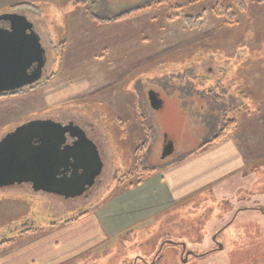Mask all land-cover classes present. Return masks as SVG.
Masks as SVG:
<instances>
[{"label": "rangeland", "instance_id": "obj_1", "mask_svg": "<svg viewBox=\"0 0 264 264\" xmlns=\"http://www.w3.org/2000/svg\"><path fill=\"white\" fill-rule=\"evenodd\" d=\"M156 1L94 0L93 13L109 22L87 19L76 0H17L1 9L28 4L13 13L33 24L46 64L39 86L2 99L0 132L33 117L74 122L94 143L102 170L95 185L75 197L25 183L0 187V241L19 245L81 214L102 207L107 212L127 183L137 181L138 175L128 174L135 172L134 152L145 140L142 117L154 129L141 152L144 167L153 170L194 153L234 120L237 129L228 135L251 158L244 173L56 264H134L139 257L152 264L164 242L161 264H264V1L251 0L245 12L234 0ZM170 7L177 8L172 20ZM122 14L128 16L117 20ZM198 15L205 26L192 30L184 17ZM48 87L57 92L52 105L59 110L42 103ZM150 93L162 100L160 109L149 107ZM169 143L172 153L164 156ZM173 243L198 257L184 263Z\"/></svg>", "mask_w": 264, "mask_h": 264}, {"label": "crops", "instance_id": "obj_2", "mask_svg": "<svg viewBox=\"0 0 264 264\" xmlns=\"http://www.w3.org/2000/svg\"><path fill=\"white\" fill-rule=\"evenodd\" d=\"M13 1L17 0L0 1V11L17 3ZM77 8L87 18L83 9L78 6ZM23 91L17 94L20 95ZM56 93L48 87L42 95V103L44 102L48 109L57 106L52 105V101L57 96ZM4 97H0V102L6 99ZM55 109L60 108L58 106ZM39 121L58 123L53 118H28L10 126L5 134L0 132V135L2 134L0 139L18 127ZM229 135L218 143L201 150L198 148L180 161L155 168L137 186L124 187L127 191H124L107 212H104L105 209L102 207L91 215L86 214L62 228H53L50 233L40 237L23 239L26 236L23 234L20 239L24 242L21 241L19 245H10L0 250V255L2 251L4 252V256L0 257V264H56L59 261L64 263L85 254L103 242L114 240L136 229L155 216L172 211L182 202L200 194L206 195L216 185L228 182L236 173H244L248 164L247 160H251L243 152V148L233 143ZM111 210L116 213L112 215ZM57 253H65V257L64 255L60 258L56 257L55 262H50L52 260L50 256Z\"/></svg>", "mask_w": 264, "mask_h": 264}, {"label": "water", "instance_id": "obj_3", "mask_svg": "<svg viewBox=\"0 0 264 264\" xmlns=\"http://www.w3.org/2000/svg\"><path fill=\"white\" fill-rule=\"evenodd\" d=\"M45 64V51L33 24L15 13L0 14V96L38 84ZM148 100L152 109L161 108L155 93ZM67 137L75 138L76 145H66ZM164 152V156L172 153L171 143ZM101 169L94 143L72 122H32L0 139V187L25 183L35 191L75 197L95 184ZM191 254L186 253L184 263Z\"/></svg>", "mask_w": 264, "mask_h": 264}, {"label": "trees", "instance_id": "obj_4", "mask_svg": "<svg viewBox=\"0 0 264 264\" xmlns=\"http://www.w3.org/2000/svg\"><path fill=\"white\" fill-rule=\"evenodd\" d=\"M251 0H234V4L235 6L238 8L239 11L241 12H245L248 8L249 2ZM264 0H258V3L262 2ZM171 2V0H159L154 2L155 5H167ZM76 4H78V7H80L81 9H83L85 15L87 16V18L91 21H96L99 20L101 21H106L109 22L111 20H105V19H99L94 13H93V9L95 7V2L94 0H76ZM150 5V4H149ZM149 5L144 6L143 8H147L149 7ZM21 6H28V4H20V5H14L12 6L11 10H14L18 7ZM177 8H172L170 7V13L173 15V17H169L170 20H172V18L176 17L177 15H175L174 10H176ZM218 9H220V4L217 3V6L215 8V14L217 16H220V12L218 11ZM128 15L126 14H122L120 18H116L117 20L123 19L125 17H127ZM115 19V20H116ZM184 22L185 24L190 28V29H199L202 28L203 26H205V17L204 15H198L195 17L192 16H186L184 17ZM53 77V74H52ZM141 127L145 133V140L144 142L135 150L134 152V165H135V172L133 173V171L131 173H129L128 175H138L137 181L135 182H130L127 183L126 187L130 188V187H134L139 185L140 183H142V181L148 176L150 175L154 170L153 169H146L143 165L142 162V157H141V152L142 150H146L150 143L152 142L153 138H154V129L149 125V123L145 120L144 117L141 118ZM235 129H237V123L234 120H229L226 123H224L223 127L221 128V130L219 131V133L217 135H215L211 140L206 141L202 144L201 147H199L198 150H201L211 144L214 143H218L220 141H222L223 139H225L229 133L233 132ZM87 213L81 214L78 218H75L71 221H66L64 222V225H68L70 223H73L75 221H77L79 218L85 216ZM221 229L218 231L220 232ZM27 232H31V230L27 231ZM22 234L26 233V231L21 232ZM215 234H217V231L215 232ZM13 242V239L11 240H2L0 241V250H2L3 248H6L8 246H10ZM204 255V254H202ZM161 259V258H160ZM161 260H158V262L156 264H161Z\"/></svg>", "mask_w": 264, "mask_h": 264}, {"label": "flooded vegetation", "instance_id": "obj_5", "mask_svg": "<svg viewBox=\"0 0 264 264\" xmlns=\"http://www.w3.org/2000/svg\"><path fill=\"white\" fill-rule=\"evenodd\" d=\"M74 123V122H73ZM75 124V123H74ZM76 125V124H75ZM66 145H69V146H72V145H76V139L75 138H69V137H67V141H66ZM88 170V169H87ZM81 172V171H80ZM96 180H97V178H96ZM96 180H95V183H96ZM95 185V184H94ZM93 185V186H94ZM30 186V185H29ZM214 241V243L218 246V241L216 240V238H215V240H213ZM166 242H164L163 243V245L165 244ZM170 243H172V242H170ZM163 245H161V247L159 248V250L155 253V255L153 256V260H152V263H154V264H156L157 262H158V260H161L160 259V252H161V250H162V248H163ZM173 245H176V246H179V248H180V258L182 259V260H184V258H185V255H186V253L187 252H192V254L191 255H189L188 256V258L189 257H194V258H196V257H198V255L197 254H195L194 253V251H190L188 248H187V246H185L184 248H183V244H181V243H173ZM140 258V257H139ZM137 259V260H135V262H134V264H137V261H141V262H143L144 264H149V262H145L144 260H141V259ZM187 258V259H188Z\"/></svg>", "mask_w": 264, "mask_h": 264}]
</instances>
